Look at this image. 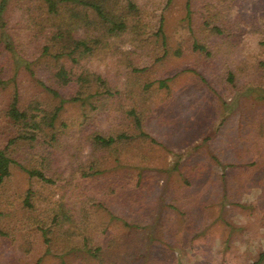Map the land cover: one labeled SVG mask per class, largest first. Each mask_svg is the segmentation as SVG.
I'll list each match as a JSON object with an SVG mask.
<instances>
[{"label":"rangeland","instance_id":"374dc122","mask_svg":"<svg viewBox=\"0 0 264 264\" xmlns=\"http://www.w3.org/2000/svg\"><path fill=\"white\" fill-rule=\"evenodd\" d=\"M134 1L127 28L88 12L67 36L80 5L6 0L0 149L18 165L0 187V264H97L84 244L110 264H264V0ZM15 94L20 108L59 107L53 127L10 142Z\"/></svg>","mask_w":264,"mask_h":264},{"label":"trees","instance_id":"16d2710c","mask_svg":"<svg viewBox=\"0 0 264 264\" xmlns=\"http://www.w3.org/2000/svg\"><path fill=\"white\" fill-rule=\"evenodd\" d=\"M47 5V10L53 14L58 13V4L59 3H66L71 2L75 5H80L83 8V12H77L70 14L69 21L66 22V25L61 24L59 26L61 34H66L67 36L72 33V31L79 27L81 24L80 22L87 20L88 18V12L93 13L95 20L93 22L100 23V22H107L110 19H116L118 22V25L122 28H127V16L129 15H135L139 17L140 9L138 5L135 3L134 0H125L126 6L123 7V9L119 12V14L115 13V15L109 14L108 8L111 12L114 11V8L117 10H120L119 4L120 0H44ZM6 9V0H2L0 3V29L3 31L4 27L6 26L5 20H4V12ZM160 24L158 26L157 32L164 38L163 32H162V24H163V18H160ZM87 23V22H85ZM66 27V29H63V27ZM86 40H80V41H74V46L78 47L80 45L85 46ZM197 48H200L201 50L205 49L202 45H196ZM59 56V55H56ZM55 77L58 78V80H61L63 84H67L68 77L66 74L65 69L63 66H60L59 69L55 73ZM229 79L232 80V75H229ZM160 85H165V81H160ZM53 94H57L55 91H53ZM74 100V99H73ZM31 107V105H28L26 108H20L18 105V98L16 94L14 95L12 102L9 105V109L7 111L8 116L15 121L16 123H19L22 127L18 135L11 139L10 142H13L16 138L17 139H27L30 141H33L37 139V134L42 132L43 126H49L53 127V122L56 118L57 112L59 110V107L51 114L49 115L44 110L39 109L38 107H31L32 109L27 110V108ZM133 113V112H131ZM136 126H140V121L138 117H135ZM128 138L126 134H119L115 137H103L101 135H94L91 139V142L95 145H100L102 147L108 148L113 143H115L118 140ZM18 163L12 159L5 149H0V187L4 183L5 179L10 176L11 174V165ZM199 165V164H194ZM202 163L199 165L200 168L206 170L207 166L203 165ZM187 166V162L181 163L179 160L177 164L175 165V169L180 170L181 175L183 176V181L186 185H190V180L187 175H185V167ZM20 167L25 170L30 176H34L38 179H40L43 182L47 183H54L55 180L51 177H47L43 171L39 169H26L23 166L20 165ZM182 170V171H181ZM26 203L30 205V203L25 199ZM171 208H175L171 206ZM111 214V211H109ZM112 216V215H111ZM65 218V214L59 215L58 212L54 215L53 219L61 220ZM67 217V215H66ZM69 218V217H68ZM113 218V216H112ZM123 219V218H122ZM123 223L127 228H137L138 224L136 223H128L126 219H123ZM44 235V242L46 244L50 243V239L46 235V231H42ZM82 251L85 252L89 257L93 258L94 261L97 264H110V262L106 261L103 257L102 251H103V245L96 246V247H90L86 244L83 245ZM63 255H60L59 258V264H67L65 259L63 258Z\"/></svg>","mask_w":264,"mask_h":264}]
</instances>
